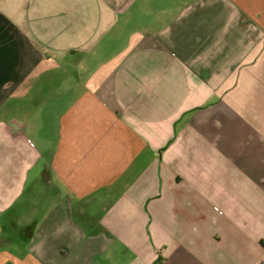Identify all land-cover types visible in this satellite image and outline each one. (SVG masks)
<instances>
[{
  "label": "crops",
  "instance_id": "1",
  "mask_svg": "<svg viewBox=\"0 0 264 264\" xmlns=\"http://www.w3.org/2000/svg\"><path fill=\"white\" fill-rule=\"evenodd\" d=\"M0 264H264V0H0Z\"/></svg>",
  "mask_w": 264,
  "mask_h": 264
}]
</instances>
